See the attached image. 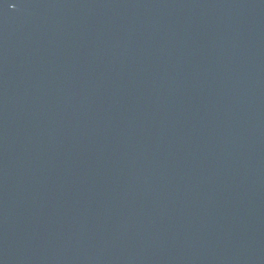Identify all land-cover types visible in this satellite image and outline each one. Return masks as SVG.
<instances>
[{
    "label": "water",
    "instance_id": "water-1",
    "mask_svg": "<svg viewBox=\"0 0 264 264\" xmlns=\"http://www.w3.org/2000/svg\"><path fill=\"white\" fill-rule=\"evenodd\" d=\"M0 264H264V0H0Z\"/></svg>",
    "mask_w": 264,
    "mask_h": 264
}]
</instances>
